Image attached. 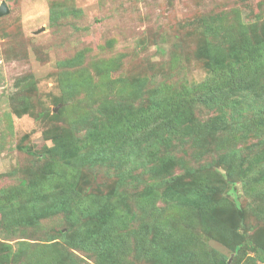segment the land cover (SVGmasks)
I'll list each match as a JSON object with an SVG mask.
<instances>
[{"label": "rangeland", "instance_id": "1", "mask_svg": "<svg viewBox=\"0 0 264 264\" xmlns=\"http://www.w3.org/2000/svg\"><path fill=\"white\" fill-rule=\"evenodd\" d=\"M3 2L9 13L0 17V264H37L44 253L35 245L44 244L51 235L60 237V230L67 232L66 214L13 225L12 219L23 212L12 218L3 211L9 205L2 191L13 190L14 203L21 206L29 199L28 193L19 191L23 181L40 192L46 185L45 195L66 190L54 177L64 165L52 153L54 138L72 148L85 137L92 120L100 117V110L114 108L121 117L131 109L145 108L158 87L173 93L202 82L210 76L207 59L200 53L203 48L241 44L252 37L253 45L263 38L264 0H0V6ZM76 57L78 64L62 66ZM263 85L264 77L257 84L260 91ZM241 93L231 94H235L231 103L220 109L198 107L181 126L185 132L171 142L172 154L195 169L196 177L190 179H197L198 171L201 178L208 177L207 184L218 190L213 194L217 204H232L239 210L233 220L232 207L228 209L229 225L236 221L243 227L240 231L251 237L264 228V197L254 192L257 187L264 189V166L254 165L264 158V140L257 135L244 138V132L237 130L253 112L264 110V100L255 90L241 101ZM244 105H249L248 112ZM236 149L237 155L229 154ZM138 157L133 158L135 164L120 168L80 170L87 180L80 186L88 184L89 193L108 203L127 197L138 214L134 228L140 224L149 228L142 251L133 229H122L131 236L129 246L125 244L124 264L153 263L148 251L160 224L162 234L171 224L173 231L190 236L191 251H200L203 238L206 248L218 260L227 258L228 264L254 257L248 248L237 255L205 232L200 208L182 202L190 193L175 188L185 172L182 167L158 174L150 171V158ZM125 170L129 174L124 178ZM151 197L155 199L150 202ZM137 200L143 208H134ZM117 206L121 207L120 200ZM8 252L17 254L18 260L17 256L6 259ZM73 256L69 260L68 254L63 255L65 264L100 262L94 253L78 251ZM199 262L189 264H203L202 259Z\"/></svg>", "mask_w": 264, "mask_h": 264}, {"label": "trees", "instance_id": "2", "mask_svg": "<svg viewBox=\"0 0 264 264\" xmlns=\"http://www.w3.org/2000/svg\"><path fill=\"white\" fill-rule=\"evenodd\" d=\"M261 34L263 38L253 45H251L252 37L241 44L209 45L203 48L200 53L207 59L206 67L210 71V76L192 87L174 89L173 93H170L169 89L158 87L152 91V98H148L145 108L140 111H138L139 107L137 110L131 109L121 117L114 108H111L112 112L100 110V117L92 120L93 124L89 126L85 137L81 141L78 138L72 148L54 138L55 147L52 153L59 156L55 158L56 161L64 162L62 173H56L54 177L59 178L66 190L60 189L52 192L51 195H45L44 190H48L46 185L41 188L43 192H40L36 185L32 184L28 187L27 182L23 181L19 191L22 195L28 193L29 199L21 206H16L14 203L16 195L13 190L2 191L9 205L2 210H7L9 216L13 215L12 218L23 212L22 216L15 217V223L12 219L13 225L35 224L43 217L58 213L66 214L69 230L67 232L60 230V237L51 235L43 241L44 244L35 245L40 246L38 251L44 253L37 260V264H65L63 255L68 254V259L74 260L73 255L76 256L78 251L94 253L99 257V264H124L123 255L127 252L125 244L129 246L131 236L122 232V229L127 230L128 227L134 231L136 246L141 251L145 248L149 228L144 224L134 228L138 214L132 209L130 199L127 201V197H121L110 203L100 201L96 194L87 191V183L86 186L85 183L83 187L80 186L83 181H87L85 177H81L82 168L95 169L103 166L120 168L123 164H135L133 158L138 156L152 160L149 162V168L154 173L169 171L171 174L178 165L182 167L185 172L180 180L174 183L175 188L179 187L186 194L190 193V197L185 201L183 199L182 202L200 208V221L205 232L237 255L245 248L255 253L254 257H249L245 261L236 258L233 264H258V262L264 264V228L248 237L246 232L240 231L241 228L243 229L241 224L234 221L229 225L227 218L233 213L232 219L235 220L238 208L227 203L223 206L217 204L213 194L218 190L207 184L208 177L201 178V172L198 171L200 176L197 179H190V176L196 177L195 169L172 154L174 143L171 142V139L185 132L184 129L180 130L181 126L190 121L200 106L220 109L231 103V98L235 94L230 95L234 92H242L243 97L240 100L245 101V93L247 96L255 90L259 98L262 97L261 99L264 100V85L261 91L259 86L257 87L258 81L264 77V32ZM78 62L79 59L77 60L76 57L66 61L62 66L72 67ZM244 107L248 112L249 105ZM246 112L244 111L242 116H245ZM238 128V134L244 132V138L257 135L260 140H264V110L253 112L250 117L238 124ZM149 139L147 145L142 143ZM238 152L236 149L229 154L235 156ZM254 165L264 166V158H261V163ZM126 174L129 172L125 170L121 176L125 178ZM54 177H51L52 181ZM262 179L264 182V177ZM175 188L170 191L175 192ZM259 191V187L254 188L255 195L262 194L264 197V189ZM154 199L155 197H151L149 201ZM119 200L121 207L117 206ZM135 204L134 208H143L142 201L140 203L137 200ZM231 207L232 213L228 210ZM75 210L78 214L74 212ZM170 227L173 226L169 224L165 234L161 233L163 229L161 224L155 228L154 237L151 239L152 246L148 251L152 264H189L190 261L195 260L200 263V259L203 260V264H228L227 258L218 260L217 254L206 248L203 238H200L198 244L201 246L200 251H191L193 240L190 236L186 237V234L179 230L175 232ZM47 254H50L51 258L46 260ZM16 256L18 260L17 254L8 252L5 255L6 259L14 260ZM23 264L32 263L23 262Z\"/></svg>", "mask_w": 264, "mask_h": 264}, {"label": "water", "instance_id": "3", "mask_svg": "<svg viewBox=\"0 0 264 264\" xmlns=\"http://www.w3.org/2000/svg\"><path fill=\"white\" fill-rule=\"evenodd\" d=\"M9 13V9L6 5V3H2L1 6H0V17L4 16L5 14H8Z\"/></svg>", "mask_w": 264, "mask_h": 264}]
</instances>
